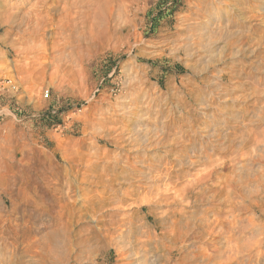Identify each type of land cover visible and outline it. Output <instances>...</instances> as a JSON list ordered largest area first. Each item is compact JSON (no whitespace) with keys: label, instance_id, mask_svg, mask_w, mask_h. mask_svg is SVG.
Segmentation results:
<instances>
[{"label":"bare ground","instance_id":"6f19581e","mask_svg":"<svg viewBox=\"0 0 264 264\" xmlns=\"http://www.w3.org/2000/svg\"><path fill=\"white\" fill-rule=\"evenodd\" d=\"M136 2L37 0L32 11L23 16L18 12L5 15V28L16 34L7 46L16 48L14 62H22L23 68L16 70L10 86L3 88L17 90L21 81L16 84L14 80H19V75H28L42 85L47 70L52 71L49 76L52 81L66 69L81 67L96 45L117 36L123 38L122 33L130 28L124 18ZM251 2L248 8L243 3L238 14L257 5L260 22L248 27V22L228 19L214 36V43L221 45L218 57L207 60L199 69L189 67L199 79L194 82L199 87L204 86L202 81L209 74L215 79L211 85L207 83L205 88L209 89L202 97L189 102L177 97L174 93L178 88L174 87L172 99L158 97L151 101L148 90L136 89V81L128 83L130 93L126 95L131 97L116 105L120 114L100 123L106 150L101 157L90 155V160H96L88 174L81 176L80 185L85 188L72 190L76 180L72 170L63 176L66 188L56 190L53 188L56 184L50 185L51 200L58 201L55 205L59 211L54 215L58 228L68 225L65 220L72 222L77 199L83 200L93 193L81 218L104 215L97 224L106 225L107 234L112 235L106 245L121 256L126 253L122 258L125 261L138 256L139 261L132 264H261L264 229L260 226L254 236L248 235L255 227V221L248 219V201L264 208V8H260L264 0ZM194 31L188 30L190 34L186 37L193 36ZM10 36L7 31L6 41ZM200 39L189 40L185 47L192 52L200 47ZM50 50H54L53 54H48ZM250 59L254 61L248 63L244 72L235 73L237 67H244L243 63ZM237 78L245 80L240 86L242 90L237 87L229 90L228 82ZM245 86L249 87V93L245 92ZM216 101L217 107L212 106ZM246 101L251 102L248 119L243 117L235 124L227 116ZM194 105L198 110L210 111V116L191 110ZM175 109L182 113H173ZM164 115L166 122L161 123ZM214 117L217 120L211 119ZM115 151L119 153L111 156ZM253 165L259 168L251 177L248 171ZM51 170L35 174L37 180L49 175L51 182L57 181ZM250 184L257 190L249 189ZM93 189L103 192H92ZM64 190L67 193L63 194ZM92 199L96 202L92 203ZM220 208L225 215L218 214ZM150 216L154 222H142ZM150 225L162 233L151 231ZM60 228L37 242L46 253L44 261L50 258L59 263L67 258L64 244L67 237ZM139 232L142 235L138 237ZM89 242L95 245L94 240Z\"/></svg>","mask_w":264,"mask_h":264},{"label":"rangeland","instance_id":"374dc122","mask_svg":"<svg viewBox=\"0 0 264 264\" xmlns=\"http://www.w3.org/2000/svg\"><path fill=\"white\" fill-rule=\"evenodd\" d=\"M36 1L0 0V264L135 263L134 260L139 261L138 256L125 261L122 258H125L126 253L121 256L116 249L106 245L112 235L107 234L106 225L97 224L104 215L81 218L84 205L93 193L84 197V201L77 199L72 222L65 220L68 225L64 229L59 227L62 235L67 237H63L67 251L65 261L55 263L50 258L44 261L46 253L37 242L46 234L54 232L55 228L59 229L54 216L59 211L55 205L58 201L51 200L53 193L50 185L56 184L53 187L56 190L63 186L66 188L67 181L63 176L72 170V177L76 178L72 190L85 188L80 185L81 176L83 173L88 174L90 165L96 160H90V155L97 154L101 157L106 150L100 123L110 116L120 114L116 105L131 97L126 95L130 90L128 83L136 81V89L148 90L151 101L158 97L161 100L172 99L170 94L174 87L178 89L172 93L189 102L193 98L202 97L209 89L208 86L205 88L207 83L211 85L215 79L209 74L202 81L204 86L199 87L194 84L199 79L192 74L191 69H199L207 60L218 57L221 45L214 43V36L228 19L248 22L249 27L260 22L258 17L260 18L261 11L256 9L257 5H253L254 9L251 8V11L238 14L243 3L247 4L246 8L252 6L251 0H138L124 18L128 19L130 28L122 33L123 38L117 36L110 42L96 45L91 50L88 61L81 67L66 69L63 75L52 81L49 79L52 71L47 70L44 76L46 82L43 81L42 85L29 79L28 75H19L17 78L20 79L14 82L18 84L21 81L23 84L19 82L17 90L14 91L13 87L3 88L10 86L11 80L15 78V71L23 68L22 62H14L17 59L16 48L12 50L7 46L16 34L5 28L4 17L12 12L23 16L32 11ZM188 30L196 31L194 37H186L190 34ZM7 31L11 35L9 41L5 37ZM199 34L203 36L202 39ZM190 38L195 41L200 39L201 42L200 47L197 46L192 52L188 46L185 47L190 43ZM53 52L54 50H50L48 54ZM250 61L254 60L243 63L244 67H237L235 73L242 70L244 72ZM34 68H37L36 65ZM244 83L245 80L239 78L230 80L228 89L237 87L241 91L240 86ZM192 89L198 91L191 93ZM244 89L249 93L248 86ZM140 100L142 102L144 96ZM217 104L216 101L212 106L217 107ZM250 105L251 102L246 101L235 106L234 113H229L227 118L235 124L243 117L247 116L248 119ZM191 110L211 114L210 111L198 110L196 105ZM174 112L179 115L182 113L176 109ZM165 118L166 115L160 122H166ZM211 119L217 120L216 117ZM118 153L115 151L110 155L116 156ZM98 162L102 165L105 163ZM257 168L258 165H253L248 176L252 177ZM46 169H52L51 175L55 174L57 181L51 182L49 175L44 179L47 182L37 180L36 175ZM248 188L257 190L254 184H250ZM92 192L103 191L93 189ZM65 193L66 190L63 191ZM95 202L92 199V203ZM250 203L252 201H248V219L255 221V227L248 235L254 236L258 227L264 229V208L258 207V203ZM221 209L218 214L225 215ZM155 210L158 212L160 209ZM127 215L129 214H125ZM142 222L152 223L154 218L150 216ZM150 228L151 231L156 230V234L162 233L160 229H154L153 225ZM141 235L139 232L138 237ZM89 240H94L95 245ZM262 244L264 245V240ZM262 249L264 251V246ZM261 264H264V252Z\"/></svg>","mask_w":264,"mask_h":264}]
</instances>
